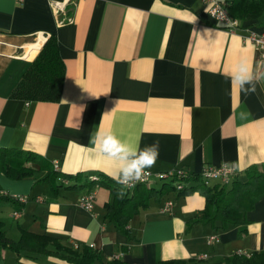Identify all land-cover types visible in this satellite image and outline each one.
I'll return each instance as SVG.
<instances>
[{
  "label": "crops",
  "instance_id": "obj_1",
  "mask_svg": "<svg viewBox=\"0 0 264 264\" xmlns=\"http://www.w3.org/2000/svg\"><path fill=\"white\" fill-rule=\"evenodd\" d=\"M53 2L64 6L59 15ZM65 17L72 24L59 26ZM238 23L230 32L206 14L203 0H0V148L29 152L56 174L12 180L0 173L1 191L29 197L26 204L0 199L6 236L44 235L124 264H219L264 252V193L243 222L222 227L194 222L205 207L199 192L179 195L159 181L146 187L152 195L125 235L105 218L112 194L98 185L117 184L113 174L125 163L102 154L109 134L137 151L158 145L155 164L144 170L152 174L182 170L199 178L205 167L229 164L230 187L246 181L247 169L264 170V67L245 39L264 34V16ZM49 38L64 66L59 101L12 98ZM242 68L254 79L240 87L233 81ZM252 84L255 91H246ZM196 186L188 181L184 189ZM92 191L89 213L77 204ZM168 201L170 214L162 213ZM0 264L70 263L1 250Z\"/></svg>",
  "mask_w": 264,
  "mask_h": 264
},
{
  "label": "trees",
  "instance_id": "obj_2",
  "mask_svg": "<svg viewBox=\"0 0 264 264\" xmlns=\"http://www.w3.org/2000/svg\"><path fill=\"white\" fill-rule=\"evenodd\" d=\"M229 15L240 22H251L264 16V0H231L227 4ZM64 80V66L59 57L54 38H49L40 49L35 60L30 64L19 83L11 92V97L25 102L57 103L60 99ZM28 164V166H26ZM37 165V169L32 165ZM56 174L50 171L47 163L40 162L36 156L21 150H4L0 148V173L12 180H20L34 176L36 173ZM245 182H234L226 185H204L198 176L187 175L185 178L166 182L176 190V185L183 186L179 195H189L199 192L205 199V207L199 220L194 222L212 223L219 220L222 227L238 225L244 221L243 214L252 208L255 199L264 193V170L251 167L246 170ZM188 181L197 182L198 186L184 189ZM94 182H91L92 185ZM98 185L107 187L112 194V201L105 207V218L114 226L117 232L127 234V225L139 206L145 205L152 191L145 184H140L132 190L124 189L118 184L99 182ZM161 193V191L159 192ZM161 195V194H160ZM9 199L0 197V199ZM10 200V199H9ZM9 250L48 255L62 259L70 264H124L115 260L103 261L90 248L81 251L66 248L54 238L23 232L17 241L10 240L0 224V251ZM160 264H179L168 261ZM219 264H264V252L252 254L249 258L232 256Z\"/></svg>",
  "mask_w": 264,
  "mask_h": 264
},
{
  "label": "built area",
  "instance_id": "obj_3",
  "mask_svg": "<svg viewBox=\"0 0 264 264\" xmlns=\"http://www.w3.org/2000/svg\"><path fill=\"white\" fill-rule=\"evenodd\" d=\"M203 3L205 5L206 14L215 22L224 25L230 32H234L238 26L239 23L236 19L232 18L227 9V4L217 1V0H203ZM51 7L54 10V13L56 15H59L63 12L64 6L60 2H53L51 4ZM72 18L65 17L61 20H58V25L63 26L65 24H72ZM247 41H249L255 49L259 53V59L262 67H264V34H257L255 32H249L247 37L245 38ZM57 166H55L56 169ZM145 175L142 176L140 180L132 181L130 185H124L117 181V184L128 190H132L136 186L140 184L148 185L151 181H160V182H173L174 180L185 178L188 174L182 170H175L167 173H158V174H152L148 171H145ZM235 175V168L233 165L229 164H222L217 167H205L202 169L199 179L204 185H209L212 181H218L221 185H227L230 180ZM97 178H92L93 182H96ZM63 183H66V181H63ZM183 189V186L180 184L176 185V190L181 191ZM0 197L9 198L10 200L18 203V204H26L29 201V197L27 196H8L5 192L0 190ZM95 194L94 192H88L86 195L82 196L78 201V207L83 209L86 212L91 213L93 209V202H94ZM35 202H41V198H34ZM172 202L168 201L164 204L162 208V213L170 214L171 208H172ZM15 217L18 216V214H14ZM209 240H213V238H210ZM114 260L117 259V257L113 258Z\"/></svg>",
  "mask_w": 264,
  "mask_h": 264
},
{
  "label": "clouds",
  "instance_id": "obj_4",
  "mask_svg": "<svg viewBox=\"0 0 264 264\" xmlns=\"http://www.w3.org/2000/svg\"><path fill=\"white\" fill-rule=\"evenodd\" d=\"M254 77L249 69H241V74L234 78V84L243 87L245 84H251ZM246 91H255V85ZM102 154L113 158H119L124 161V165L118 169L113 178L119 183L130 185L132 181L140 180L145 175V169L152 167L158 158V145L153 144L137 151L133 147L124 144L114 135L109 134L102 140Z\"/></svg>",
  "mask_w": 264,
  "mask_h": 264
},
{
  "label": "rangeland",
  "instance_id": "obj_5",
  "mask_svg": "<svg viewBox=\"0 0 264 264\" xmlns=\"http://www.w3.org/2000/svg\"><path fill=\"white\" fill-rule=\"evenodd\" d=\"M158 182H159V181H157V182H156V181H151L147 186H148V187H152V186L155 187V186H157V185L159 184Z\"/></svg>",
  "mask_w": 264,
  "mask_h": 264
}]
</instances>
